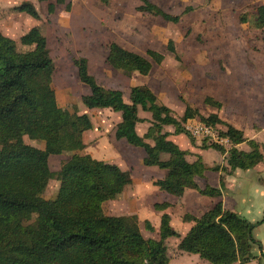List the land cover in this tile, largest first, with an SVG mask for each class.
<instances>
[{
    "label": "trees",
    "instance_id": "1",
    "mask_svg": "<svg viewBox=\"0 0 264 264\" xmlns=\"http://www.w3.org/2000/svg\"><path fill=\"white\" fill-rule=\"evenodd\" d=\"M138 1V12L172 24L179 23L191 9L170 15L148 0ZM56 5L70 10L66 0H54L49 2L47 12L53 14ZM14 10L38 19L30 3H21ZM240 21L252 29H263L264 5L258 6L249 20L242 16ZM20 42L29 49L19 52L15 41L0 32V264H168L167 240L171 238L179 239V251L195 254L209 264H247L257 258L264 261L261 244L252 235L255 225L224 209L221 202L199 217L184 214L182 220L192 226L182 237L170 226L165 210L171 205L167 202L153 206L162 212L157 239L141 234L135 215H105L103 203L115 200L131 185L130 173L92 154H77L86 148L84 133L92 129L90 117L68 115L57 104L48 81L54 65L39 29H30ZM166 50L176 53L173 41H168ZM164 59L160 52L147 50L145 57L112 41L107 44L105 62L130 77L133 73L147 76L153 64L159 65ZM73 65L79 81L90 89L89 95L81 97L82 104L88 109L120 113L115 140L142 148V165L166 172L164 178L152 182L160 191L181 197L187 188L201 196L218 198L226 189L225 174L250 170L264 161V147L260 150L258 143L244 138L217 114L204 117L187 106L182 118L177 119L145 85L131 87L129 103H125L121 90L97 83L89 73L86 58L73 59ZM204 104L221 107V102L211 97H205ZM140 111L150 116L141 136L136 125L146 120L139 117ZM196 122L212 126L229 141V148L206 145L205 140L199 146L223 155L225 166L209 167L200 157L189 162L187 150L169 140L170 135L191 136L185 125ZM217 124H223L224 130H217ZM24 136L43 142V148L26 144ZM242 143L249 146L248 151L237 148ZM62 154L72 155L61 162L57 195L44 199L50 179L49 157ZM163 154L166 159L161 158ZM207 171L220 174L218 187L195 182ZM144 228L152 231L148 221ZM254 246L260 250L258 257L252 253Z\"/></svg>",
    "mask_w": 264,
    "mask_h": 264
},
{
    "label": "rangeland",
    "instance_id": "2",
    "mask_svg": "<svg viewBox=\"0 0 264 264\" xmlns=\"http://www.w3.org/2000/svg\"><path fill=\"white\" fill-rule=\"evenodd\" d=\"M148 1L170 15H179L188 7L191 9L179 23L172 24L138 12V0H66L70 3V10L66 11L65 5H59L53 14L47 12V6L54 0H0V32L15 41L19 52L29 49L20 42V37L30 29L38 28L46 38L54 65L48 81L55 91L57 104L68 115L87 114L92 122V129L84 136L86 148L77 154H92L106 163L117 164L128 171L133 180L128 187L133 196L124 201L118 197L106 201L102 205L104 214L135 215L132 209L136 208L141 234L145 238L157 239V232L144 228L147 218L150 222L158 219L149 202L153 197L146 200L143 193L150 192L152 188L147 177H156L159 169L150 171L142 165V148L129 146L124 140H115L114 130L120 113L109 109H88L82 104L81 97L89 95L90 89L79 81L73 59L86 58L89 73L97 83L106 88L120 89L125 103H129L131 86L145 85L156 95L158 103L170 108L177 119L182 118L189 106L204 117L215 113L226 124L234 125L237 121L245 128L253 126L261 131L263 137L260 139L264 141V28L252 29L248 23L240 21L242 16L249 20L264 0ZM21 3H30L38 19L15 11L14 7ZM169 40L175 45V54L166 50ZM112 41L145 57L147 50L160 52L165 59L159 65L153 64L147 76L133 73L127 77L105 62L107 44ZM205 97L221 102L220 109L205 105ZM139 117L146 120L137 128V133L142 135L149 126L150 116L140 111ZM216 128L224 130V125L217 124ZM164 129L173 131L170 127ZM172 136L178 147L187 150L189 162L200 157L209 167L225 166L223 155L213 149L202 150L199 147L202 140L206 145L215 144L213 141L205 138H193L194 141H191L192 136L184 134ZM24 142L37 148L44 145L27 136H24ZM218 145L224 148L230 146L224 143ZM128 148L135 151L130 152ZM238 149L249 150V147L241 144ZM71 155L49 157L50 179L42 195L44 199H55L61 162ZM161 158L166 159L167 155L163 154ZM160 172L166 173L164 170ZM212 173L209 172L207 178H195V181L200 186L209 184L216 180ZM228 179L230 189L223 192V208L255 225L252 235L260 242L264 253V161L258 165L257 171L236 170L229 176L225 174V185ZM197 195L206 205L211 201L209 197ZM172 198L177 200V197ZM155 199V202H163L160 198ZM175 204L178 208L172 212L174 229L181 232L178 221L185 210L178 202ZM174 245L175 239L167 241L168 255L174 250ZM252 253L260 255L258 246L252 248ZM257 260L264 264L262 259Z\"/></svg>",
    "mask_w": 264,
    "mask_h": 264
},
{
    "label": "crops",
    "instance_id": "3",
    "mask_svg": "<svg viewBox=\"0 0 264 264\" xmlns=\"http://www.w3.org/2000/svg\"><path fill=\"white\" fill-rule=\"evenodd\" d=\"M20 5V4H19ZM262 5H264V3H261V4H259L258 6H262ZM18 6V5H17ZM56 6H59V5H56ZM55 6V7H56ZM61 6V5H60ZM257 6V7H258ZM54 12H55V10H54ZM128 50V49H127ZM131 87H133V86H131ZM111 89H116V88H111ZM116 90H120V89H116ZM130 90V89H129ZM262 119L263 118H261L260 119V121H262ZM120 120H121V117H119V120H118V122L117 123H119L120 122ZM250 120L252 121L253 120V118H252V116H251V118H250ZM140 123H138L137 125H136V132H137V128H138V125H139ZM228 124V123H227ZM229 125H231V124H229ZM232 127H234L236 130H238V131H241L242 132V134H243V136H244V138H246L247 140H253V141H255L256 143H258L259 144V146H260V150H261V148H263L264 147V141L262 140V139H260L261 137H263V134L261 133V131H257V130H255L254 129V127L253 126H250V127H248V128H245L242 124H240V122H235L234 123V125H231ZM148 128V127H147ZM264 129V128H263ZM88 132L89 131H87V132H85L84 133V136L86 137V135H88ZM167 132H170V133H172L171 131H167ZM144 134V133H143ZM142 134V135H143ZM139 135V134H138ZM141 136V135H140ZM169 140H171L172 142H175L174 140H173V136L172 135H170L169 136ZM126 143V142H125ZM176 144V143H175ZM242 144H246V143H242ZM261 144H263V145H261ZM128 145V144H127ZM177 145V144H176ZM241 145V144H240ZM247 145V144H246ZM239 146V145H238ZM238 146H237V148H238ZM128 147V146H127ZM249 147V146H248ZM85 150V149H84ZM128 151H130V152H133V151H135V150H133V149H130V148H128L127 149ZM182 150H184V149H182ZM240 150H242V149H240ZM242 151H248V150H242ZM144 152V151H143ZM80 153V152H79ZM83 154V153H82ZM82 154H79V155H82ZM145 157V154H144V156H143V158ZM143 158L141 159V163H142V160H143ZM105 162V161H104ZM115 165H117V164H115ZM259 165V164H258ZM258 165L257 166H255L252 170H255V171H257V167H258ZM119 168H120V166L119 165H117ZM121 169V168H120ZM146 169H149L150 171L151 170H153V171H158V170H155V169H158L157 167H147ZM121 170H124V169H121ZM124 171H126V170H124ZM157 176L156 177H153V176H151V177H147V179H148V183H150V187H152L151 188V190H150V192H147V191H145V193H143L144 195H143V197H145L146 198V200H147V197H150V196H152L153 198H151L150 200H149V202L150 203H152V206H151V210H152V212L153 211H155V213H157L156 214V216H157V219H158V221H154V222H150V220L147 218V220L146 221H148L149 223H150V225L152 226V230L153 231H155V232H157L158 233V226H159V223H160V217H161V214H162V212H159V211H156L155 209H154V204H156V203H159V202H155L154 200H157V199H155V198H160V199H162V201L163 202H167V203H169L171 206L170 207H168L166 210H165V212L170 216V226L174 229V224H175V220H173L174 219V217H173V215H172V212L175 210V209H177L178 208V204H175L176 202H178L179 204H180V206H182V208L185 210V212H183L182 214H181V218L179 217V221H178V226L179 227H181V232H177L175 229V231L182 237V236H184L187 232H188V230L190 229V227L192 226V223H188V222H184L183 220H182V217H183V215L184 214H190V215H192V216H195V217H199V216H201L204 212H206L207 210H209V209H211L217 202H221V203H223V201H222V197L225 195L224 193L222 194V196L221 197H218V198H211L210 200V202H209V204L208 205H206L205 203H204V200H202V198H200L197 194V192L196 191H194V190H191V189H185L184 190V192H183V195L181 196V197H177V200L176 199H174V198H172V196L171 195H169V194H167V193H165V192H163V191H160L159 189H158V187H156V186H154L151 182H153V181H156V180H159V179H162V178H164V176H165V174L166 173H162V172H160V169H159V173H155ZM208 174H209V171H207V172H205V174H204V178L206 177H208ZM212 174H214L215 175V177H216V180L215 181H213V182H210L209 183V185L210 186H212V187H218L219 186V176H220V174L219 173H212ZM159 176V177H158ZM232 177V176H231ZM229 178V177H228ZM133 181V180H132ZM217 181V182H216ZM196 182V181H195ZM146 183V182H145ZM197 183V182H196ZM198 184V183H197ZM226 184L227 185H225V190H227L228 191V189H230L229 188V186H230V182H229V179H228V181L226 182ZM130 186V185H129ZM129 186H127L124 190H123V192L118 196V198L117 199H119V200H125L126 198H129V197H132L133 196V194H131L132 192L130 191V189L128 188ZM148 186V185H147ZM149 187V186H148ZM129 189V190H128ZM148 189H150V188H148ZM197 194H196V193ZM150 193V194H149ZM169 196H171V197H169ZM201 196V195H200ZM135 197H136V195H135ZM202 197H205V196H202ZM160 199H158V200H160ZM162 203V202H161ZM104 204V203H103ZM123 209H126L125 207H123ZM132 210H134L133 212H135L134 214L137 216V218H138V223L140 222V218H139V215L136 213V208L135 209H132ZM123 211V210H122ZM131 211V210H130ZM150 214H152V213H150ZM154 214V213H153ZM173 218V219H172ZM146 219V218H145ZM157 222V223H156ZM171 239H175L176 240V245H174V250L172 251V253H170L169 254V262H168V264H209L208 262H206V261H204V260H202V259H200L197 255H195V254H188V253H184V252H181V251H179L178 249H177V245H178V242H179V239H177V238H171ZM170 239H168L167 241H169ZM263 253V252H262ZM264 254V253H263ZM255 256H257L258 257V255H255ZM258 259V258H257ZM257 259H255V260H253V261H251V262H249V263H247V264H261ZM237 264V263H236Z\"/></svg>",
    "mask_w": 264,
    "mask_h": 264
},
{
    "label": "built area",
    "instance_id": "4",
    "mask_svg": "<svg viewBox=\"0 0 264 264\" xmlns=\"http://www.w3.org/2000/svg\"><path fill=\"white\" fill-rule=\"evenodd\" d=\"M186 130L190 133L191 136L194 138H201V139H207L209 141H213L215 144H229V141L227 139H224L219 136L218 133H216L212 126L205 125L201 122L191 123L185 125Z\"/></svg>",
    "mask_w": 264,
    "mask_h": 264
}]
</instances>
